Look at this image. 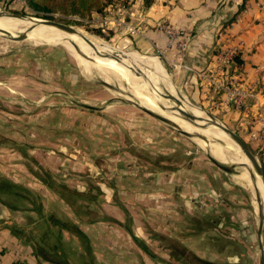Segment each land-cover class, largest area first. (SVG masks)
Here are the masks:
<instances>
[{
	"label": "crops",
	"instance_id": "obj_1",
	"mask_svg": "<svg viewBox=\"0 0 264 264\" xmlns=\"http://www.w3.org/2000/svg\"><path fill=\"white\" fill-rule=\"evenodd\" d=\"M119 15L137 29L136 34H129L113 24L107 26L122 47L146 55L165 50L164 66L192 102L228 111L236 127H241L245 133L253 129L250 121L257 115L259 106L264 109V0H245L244 3L243 0H129ZM159 22L172 26L183 38H188L184 64L189 70L176 64L178 40L167 45V36L157 27ZM224 47L235 48L241 60L230 68L227 80L232 85L254 88L257 94L255 100H246L238 108L227 105V94L209 86L202 77L203 74L214 75L215 52ZM149 60L156 75L163 74L172 80L158 61ZM138 61L149 74L144 59ZM252 143L264 165V144ZM29 173L37 188L23 182L25 175L21 177L20 172L15 180L0 171V176L22 190V197L0 191V264H53L47 258L65 260L69 264H256L258 260L257 252L254 253L257 223L254 224L242 209L240 191L224 181L218 172L214 179L192 176L191 182L185 176L166 175V188L174 191L169 195L165 187L159 186V192L164 190L160 197L155 199L149 195V199L154 200H151V212H105L107 218L116 220L122 231L114 228L110 231L105 218L98 217L104 212L93 208L94 202L96 206L104 202L100 195L102 187L100 190L88 181L89 187L97 191L94 196L84 191L85 188H73L86 195L82 199L89 209L77 212L67 201L68 197L60 193V185L64 184L53 182L49 187L46 181L51 178H46V171L39 175L29 169ZM110 184L112 186L113 182ZM65 185L70 188L69 184ZM111 186V194L116 191L124 197L130 193L132 197L137 193L124 183L114 181ZM179 187L181 191H176ZM142 190L138 198L142 193L148 194ZM46 193L53 196L54 210L47 208ZM135 196L130 199L132 203ZM176 207L183 208V212H175ZM51 216L72 229L55 221L52 225ZM127 216L135 225L133 230L122 223ZM132 236L141 240L154 255L146 253Z\"/></svg>",
	"mask_w": 264,
	"mask_h": 264
},
{
	"label": "rangeland",
	"instance_id": "obj_2",
	"mask_svg": "<svg viewBox=\"0 0 264 264\" xmlns=\"http://www.w3.org/2000/svg\"><path fill=\"white\" fill-rule=\"evenodd\" d=\"M128 1L113 0L110 11H106L110 6L108 5L103 13L86 16L66 13L60 6L48 12L33 10L27 6L25 0H0V10L54 20L75 28L88 38L93 37L105 42H102L104 45H111L113 51L146 55L133 48L122 47L118 39L114 38L111 29L92 21L96 16L113 14L112 11L116 7L125 6ZM0 29L17 35L24 32L30 34L40 27L18 25L10 28L0 24ZM7 37L0 34V171L9 178L16 180L20 172L21 177L25 175L22 178L23 182L37 188L29 169L39 175H43L42 172L46 171L54 183L69 184L72 189L85 188L84 191L93 195L97 191L89 187L91 183L88 181H92L93 185L104 190H101L102 194H100L104 202L98 206L95 205L96 202L93 204L94 210L104 212V215L98 214V217L105 218L104 223L110 231L113 228L122 231L117 227L116 220L107 218L105 212H127V214L151 212L153 208L150 204H153L151 201L153 199H149V195L156 199L161 192L164 193V190L159 192L161 189L159 186L165 187L169 195L174 191L173 188H166V175L185 176L191 182L192 176L214 179L215 174L220 173L224 181L240 191L243 199L242 209L247 211L248 218H251L254 224L257 223L256 193L251 187L249 173L243 172L245 168L240 166L236 167L237 173H225L206 157L205 150L210 151L218 159L220 158L215 155L217 153L223 154L230 160L242 157V153L227 140L218 139L235 150L231 151L223 147L224 143L206 145L197 140L202 148L195 140L154 118L135 104L138 103L137 98L132 100L129 97L131 91L126 88L121 77L112 78L108 84H105L95 73L88 74L74 51L62 43L42 40L35 44L36 40L27 39L14 42ZM156 54L154 55L159 57L165 71L172 79L171 72L164 66V59L157 52ZM147 55L154 57L152 54ZM159 59L156 61L160 62ZM138 60L136 62L140 64ZM156 76L163 79L166 84H172L168 76L163 74ZM161 86L166 92L162 83ZM118 87L122 90H118ZM177 87L179 91L185 93L178 85ZM138 88L141 93H146L144 87ZM171 89L172 94H175L173 88ZM169 96L176 101L173 96ZM165 101L168 106L173 105L171 100L165 99ZM145 106L150 108L147 103ZM202 107L217 121L238 133L250 145L254 144L250 142L248 132L245 133L241 127H236V121L228 111L217 110L216 107L208 104ZM157 110L163 112L160 108ZM6 123L8 126H5ZM195 132L202 134L199 131ZM21 149H24L26 156L22 154ZM257 153L261 158L260 152ZM110 181L113 182L112 186L110 184L111 187L115 181L121 185L123 183L129 185L131 190L136 191L137 193L132 196L136 195L133 203L130 200L132 199L130 193H126L124 197L116 191L111 194ZM212 183L213 181L210 185ZM104 187L111 195L106 193ZM181 187L175 190L181 191ZM183 187L188 188L185 185ZM142 189L148 194L145 196L142 193L143 196L138 198V193ZM189 190L192 191L191 186ZM45 199L47 208L54 210L53 196L46 193ZM77 202L82 204V211L88 212L85 200L79 199ZM182 209L176 207L175 212H183ZM122 223L131 230L135 227L128 216L123 217ZM255 252H257L256 239Z\"/></svg>",
	"mask_w": 264,
	"mask_h": 264
},
{
	"label": "bare ground",
	"instance_id": "obj_3",
	"mask_svg": "<svg viewBox=\"0 0 264 264\" xmlns=\"http://www.w3.org/2000/svg\"><path fill=\"white\" fill-rule=\"evenodd\" d=\"M38 21L39 20L37 18L27 19V18H19L17 16H10L6 13H3L0 10V24L1 25L9 26L10 28H15L18 25H21L23 27L24 26H30V27H35V28L40 27V29H36L30 34H28L27 32H24V33H20L17 35L16 34L14 35L8 31L0 29L7 36H10V37L15 36L18 38H22L24 40L27 39L29 41L36 40L34 42L35 44L42 40H52L55 42L62 43L65 46H68L70 50L74 51L73 53L77 55L80 63L82 64V66L84 67V69L86 70L88 74L95 73L101 80H103L105 84H108L112 80V78L116 79L118 76L121 77L124 80L123 83L126 86V88L129 91H131V93H129V97L132 98V100H135L137 98L138 103H135L133 101L135 104H137L141 108L153 111L155 113H158L174 121L182 129L188 131L193 137H195L196 138L195 142H197L199 146L201 145L197 140L204 142L206 145H210L212 143L223 142V141L218 140L219 138H223L227 140L229 143H231L235 149L240 151L237 145H235L233 141L221 129L217 128L216 126H212V125H209L206 128L195 127L188 121L178 117L176 115L177 112H173L169 108L168 104L165 101V91L162 89L161 83H163L168 88L167 89L169 91L168 94L172 96L171 84L170 83L166 84L163 81V79H161L158 76L154 77V75L156 74H155L152 63L149 60L150 58L151 60L156 61V59H159V57L155 55L154 57H152L149 55H142L139 53L124 52V51H117V50L113 51L114 48L111 45H106V44L104 45L103 43L105 42L102 41L103 42L102 43L100 42L99 39H93V37L92 38L89 37V39H91L93 43L95 44L97 48L95 49L89 46L82 38H79L74 35L66 34L63 31H60L52 26L39 23ZM3 28H6V27H3ZM98 50L102 52H109L112 50L113 52H109V53H113L117 55L118 58L104 57L98 53ZM138 59H144L149 74L144 70V68L139 63L136 62ZM159 61H160L159 63L162 69L164 70V72L167 75H169L165 71L160 59ZM132 67L134 68V70ZM136 68L141 69L142 71L140 73H136L135 72ZM138 85L144 87L146 91L145 94L138 91L139 90ZM118 90H122V89L118 87ZM172 102H173V105L181 113L183 114L188 113L194 116L195 119H197L196 122H198V124H205L204 121H212V119L207 114H205L201 109L196 108L197 106L194 107V105H191V104L186 105L185 103L179 104L174 100ZM146 103L150 108H146L145 106ZM158 108L162 109L163 112H158L157 110ZM195 131H199L202 134L195 132ZM223 143L226 144L225 142ZM228 146L229 147H225V148L230 149L231 151L235 150L230 145ZM205 151H208V150H205ZM208 152L213 157H215L210 151ZM215 155L219 157L221 160L218 158L217 159L222 162L245 163L249 165L248 160L245 158L243 154H242L243 155L242 157H239L235 160H230L229 158H227L221 153H217ZM244 171H247V169L246 168L243 169V172ZM249 180H250V184L253 189V192L255 193V190H256L257 194H259L260 202L263 205L262 209L264 211V190H263V184L261 182V179L259 178V176H257L255 181L253 182V180L251 179V176H249ZM255 209L256 211H258L256 202H255Z\"/></svg>",
	"mask_w": 264,
	"mask_h": 264
},
{
	"label": "water",
	"instance_id": "obj_4",
	"mask_svg": "<svg viewBox=\"0 0 264 264\" xmlns=\"http://www.w3.org/2000/svg\"><path fill=\"white\" fill-rule=\"evenodd\" d=\"M3 13H6L10 16H17L19 18H27V19H33V18H37V17H32L26 14H21V13H16V12H9V11H2ZM39 21V23L45 24V25H49L52 26L60 31H63L66 34L69 35H74L77 36L79 38H82L89 46H91L92 48H96L95 44L93 43V41L91 39H89L85 34L79 32L78 30H76L75 28L54 21V20H50V19H46V18H37ZM0 34L1 35H5L7 37V35L0 30ZM9 38V37H7ZM11 39V38H9ZM14 41H19L22 40V38H15V39H11ZM98 53L101 54L104 57H110V58H118L117 55L113 54V53H109V52H102L98 50ZM142 70L136 68L135 72L136 73H140ZM172 84H171V88H173V90L175 91V94H172V96L176 99V101L179 104L185 103L186 105H194L197 106L199 108H201V110L203 112H205V114H207L212 121H204L205 124H198V122H196L197 119H195L194 116L190 115V114H183L181 113L174 105H170L169 104V108L173 111V112H177V116L188 121L189 123H191L194 126H197L199 128H206L209 125L212 126H216L217 128L221 129L222 131L225 132V134L233 141V143L235 145H237V147L239 148V150L241 151V153L245 156V158L248 160L249 165L245 164V163H233V162H222L220 160H218L217 158L213 157L208 151L205 152L206 157L208 158V160L215 165L218 169H220L221 171L225 172V173H237L238 171L236 170L237 166L246 168L247 171L249 172V175L251 176V179L253 180V182L255 181L256 177L259 176V178L261 179V182L263 184V190H264V165L263 162L261 160V158L259 157L258 153L253 149V147L250 145V143H248L243 137H241L238 133H236L235 131H233L232 129L228 128L227 126H225L224 124L220 123L219 121H217L215 119L214 116H212L210 113H208L207 111H205L203 109V107L199 104H196L194 102H192L182 91H179V89H177V85L175 84V82L173 80H171ZM162 85L164 86L166 92H165V99L166 100H171L172 98L169 96V91L167 90L168 88L162 83ZM173 101V100H171ZM90 108H94L93 106H88ZM141 108V107H140ZM143 111L147 112L149 115L153 116L154 118L168 124L169 126L173 127L175 130H177L178 132H180L181 134L187 136L190 139L195 140L196 138L193 137L188 131L182 129L177 123H175L174 121L158 114L155 113L153 111L141 108ZM218 143H223V142H218ZM224 147H229L228 145L224 144ZM255 196H256V202H257V225H256V240H257V254H258V264H264V211H263V205L260 202V197L259 194H257V191L255 190Z\"/></svg>",
	"mask_w": 264,
	"mask_h": 264
},
{
	"label": "built area",
	"instance_id": "obj_5",
	"mask_svg": "<svg viewBox=\"0 0 264 264\" xmlns=\"http://www.w3.org/2000/svg\"><path fill=\"white\" fill-rule=\"evenodd\" d=\"M111 7V5L109 6ZM123 5L116 7L112 11L113 14L104 15L102 17L92 18V21L97 23L99 26L107 27L109 24H113L115 27L123 28L129 34H136L137 29L130 24L125 23L121 18L120 10ZM159 30H161L167 36V45H171L173 42H177V62L178 66H182L186 69H190L186 64H184V56L188 48V38H183L180 31L175 30L172 26L165 24L164 22H159L157 24ZM108 28V27H107ZM179 38H182L179 40ZM165 50H158L160 56H164ZM236 53L235 48L224 47L220 48L215 52V64H214V75L203 74V78L207 81L209 86H214L217 90H221L227 94L225 100L227 105H234L236 108L243 105L246 100L256 99V90L251 87H239L232 85L226 78V68L232 62V59ZM253 125V129L248 131V136L250 142H261L264 144V109L259 106V110L255 118L250 121Z\"/></svg>",
	"mask_w": 264,
	"mask_h": 264
},
{
	"label": "trees",
	"instance_id": "obj_6",
	"mask_svg": "<svg viewBox=\"0 0 264 264\" xmlns=\"http://www.w3.org/2000/svg\"><path fill=\"white\" fill-rule=\"evenodd\" d=\"M27 3V6L32 8L33 10L37 11H52L55 10L56 7L60 6L61 9H63L64 12L69 13V14H80V15H91L92 13H103L104 9L110 5L113 0H25ZM245 0H243L244 3ZM62 5V6H61ZM55 6L54 8H51ZM243 7V4L239 7V11ZM44 17V16H43ZM235 16H233L232 19H234ZM232 21V20H231ZM241 63V60L238 56V54H235V56L232 59V62L229 64V66L226 68V75L228 76L230 68L233 67V65H238ZM226 76V78H227ZM5 126H8L6 123ZM24 145V144H22ZM22 150V149H21ZM24 153V152H23ZM171 170V169H170ZM46 178L50 179V176L46 173ZM45 179V181L47 180ZM53 183V180L50 179L49 181H46V184L50 187ZM57 187H59L57 185ZM60 193L63 192L66 197H68L69 204L71 205L72 209L76 210L77 212H86L82 211L80 204H78L77 200L82 199L86 195L83 192L73 190L71 188H68L66 185H60ZM0 191H6V192H11V193H16L17 197H22V190L20 188H17V186L10 182L7 181V179L3 178L0 176ZM73 196L74 198H72ZM86 198V197H85ZM84 198V199H85ZM73 199V200H72ZM79 206V207H78ZM78 209V210H77ZM49 220L53 223L52 225L55 224V222L60 223L63 227L72 229L70 225L64 224L60 220L58 221L56 218L51 216ZM133 240L141 246V248L148 253L149 255H154L149 248L146 247V245L141 242L138 238L135 236H132ZM50 250V249H48ZM51 263L53 264H69L65 260L62 261H56V260H50L51 258H47Z\"/></svg>",
	"mask_w": 264,
	"mask_h": 264
}]
</instances>
